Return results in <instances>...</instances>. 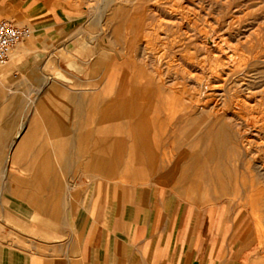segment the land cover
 <instances>
[{"label": "rangeland", "instance_id": "1", "mask_svg": "<svg viewBox=\"0 0 264 264\" xmlns=\"http://www.w3.org/2000/svg\"><path fill=\"white\" fill-rule=\"evenodd\" d=\"M24 1L0 0V20H12L18 25H28L33 29L35 25L29 19L30 15L25 14L21 9ZM40 1L52 6L53 9L67 10L75 16L76 20L72 29L63 33L62 37L56 41L53 52L50 48L40 52L44 61L49 57L53 58L60 68L57 70L54 68L53 70L56 71L51 73L53 75L48 70H45L43 74L37 71L34 76L27 75L29 81L19 74L16 78L19 94H46L49 89H53L52 86L57 89V91L52 90L53 94H64L65 89L69 91L67 86L75 80V77L78 79L85 77V66L81 64L80 60H72V56L66 55L63 50L60 51L59 49L63 45H66L72 52L87 50L85 54L88 56L100 54V47L105 51L109 50L111 57L108 67L95 79L98 83L95 84L94 89L86 91L87 94L108 96L109 93L103 90L105 80L117 63L123 66L121 80L125 84L129 80L143 84L147 75H150L155 82L158 81L162 84L166 91H175L180 94L185 104L188 102L194 104L193 109L189 111L190 115L188 114L184 119L176 122L178 115L169 113V108L159 109V112L151 110L152 117L164 116L168 122L165 126L166 129L157 125L156 129L149 132V135L158 138L159 136L169 137L181 132L183 134L180 138L183 141L179 142L180 147L173 148V144L170 143L163 146L152 143L154 159H149V157L144 159L152 162V164L150 163L152 168L164 167L163 170H166L172 163L179 165L181 169H186L191 176L193 175L191 179L194 181L201 180V176L206 173L212 176L209 180L211 199L203 200L204 197L208 198L205 192L204 195H199L201 201H195L185 193H178L174 183L164 182L156 173H149L146 180H133L123 176L124 173L120 169L117 172L118 177L100 176L92 182V179L90 180L85 175H101V173L95 170H83L80 172L84 175L81 188L87 194L84 205L89 204L96 187L138 185L154 188L158 197L166 201L171 200L172 204L178 206L184 201H188L195 209L210 207L212 212L216 208L219 215L225 216L228 221L239 223L238 232H235L231 238L229 256H232L239 246L244 232L252 223L247 207L260 238V242L258 239L255 240L254 248L250 254L254 255L260 249V254L264 259V204L261 205L257 201V192L263 190L264 193V132H262L264 130V0ZM11 5L15 10L11 8ZM29 37L24 42L31 40L33 36ZM17 47L18 45L14 49ZM37 55L41 57L37 51L21 55L16 59H35L38 57ZM105 55L108 56L107 52ZM11 64L12 61L8 62L5 66L0 67V70L6 69ZM78 64H80L79 68ZM48 77L56 78L60 83ZM49 83L52 88L49 87ZM115 87L114 84L112 93L118 94ZM130 89H135L134 85L130 84L125 94ZM83 101L86 113L84 133H86L87 126H91L87 120L93 117L94 108L97 106L100 108L97 115L99 120L106 116V113L103 112H107L108 108L102 106L105 100L101 97H84ZM121 114V119H126L127 115L124 112ZM145 116L147 115L143 112L142 117ZM130 117H133L132 114ZM186 119H191V121ZM222 120L229 123L228 128H231L232 138H238L236 141L239 150H241L239 156L233 153L234 142L229 139L221 145L222 154L211 158L214 161L209 159L208 162H204V158L200 156L198 161L195 159L196 161L190 162L193 160L191 156L195 154V150L207 148L209 141L211 138L213 139L212 133L215 132ZM174 123H179L178 126H181V129L172 130L171 126ZM94 125L92 124V126ZM76 126L77 124H70V127ZM117 134L126 136L127 131H115V136ZM245 136L248 139H245ZM197 137H200L201 140L199 147L194 148L191 144ZM120 140H115L117 142H114L116 145L113 147L114 150L120 148L127 150L128 147L124 143L129 139L125 137L123 138L125 141L120 142ZM243 140L246 143L249 140V145ZM253 141L256 142L253 143ZM89 142L93 143L92 140ZM119 143L124 144L125 147L119 146ZM243 145L247 148L249 146V148L247 149ZM177 149L185 150V156L180 157L179 152L176 153ZM83 150L85 154V148ZM166 154L165 163H162L160 158ZM123 159L124 156L116 159V169L118 166L122 167ZM144 159L136 163L129 161L128 165L140 166L141 169ZM99 165L100 163L97 166L99 167ZM128 165L126 169H129ZM86 166H88L86 163L82 164V168ZM225 180L228 183L229 190L227 189V192L222 187ZM178 182L179 180H177ZM178 186H180L179 183ZM182 187L189 190L186 185ZM0 197L3 198L5 207L9 211V215L2 216L0 214L1 242L37 253L47 252L50 249L56 251L58 244L67 246L69 243H75V240L78 241L79 235L75 234L66 223L55 228L45 229L41 232V240L35 239L34 232L39 230L38 227L29 224L28 221L17 219L14 215L16 210L26 209L27 206L19 200L13 189L9 188V184L4 178H0ZM195 198L197 199V197ZM77 215V221L84 222L87 211L81 209ZM78 230H80L79 227ZM18 234L23 235L29 244L19 242L16 238ZM31 241L35 244H37L36 242L40 243V245L37 244L39 247L34 248L30 245ZM237 264L246 263L238 260Z\"/></svg>", "mask_w": 264, "mask_h": 264}, {"label": "crops", "instance_id": "2", "mask_svg": "<svg viewBox=\"0 0 264 264\" xmlns=\"http://www.w3.org/2000/svg\"><path fill=\"white\" fill-rule=\"evenodd\" d=\"M11 8L15 10L12 5ZM21 9L30 15L35 27L28 45L18 44L13 50L17 53L10 60L12 64L0 70V178L7 180L9 188L27 206L16 210L14 215L38 227L39 230L34 232L35 239H40L45 229L65 223L79 235V239L67 246L58 244L56 251L50 249L37 253L0 241V264H237L238 260L260 264L264 261L263 255L259 254L260 249L256 254H250L255 240L260 242V238L247 207L252 223L229 256L231 238L238 232L239 223L228 221L219 215L216 208L212 212L210 207L195 209L188 201L178 206L171 200H162L154 188L138 185L96 187L89 204L84 205L87 194L81 188L84 175L80 172L83 170L101 173L85 175L92 182L100 176L118 177L120 169L123 176L133 180H146L149 173H156L164 182L174 183L178 193H185L195 201L201 200L196 199L193 192L178 186V172L162 170L164 167L152 168L149 160L143 162L141 169L140 166L134 169L128 165L130 160L125 155L122 167L114 170L111 151H115L113 147L116 145L113 136L104 140L107 154L102 157L106 161L99 170L98 162L91 154L99 145L97 115L100 108H94L93 117L87 120L91 126H87L84 133L86 113L83 99L101 97L105 100L103 106L111 99L127 98L125 93L131 84L130 80L126 84L122 82L123 66L117 63L121 70H117L115 83L118 94L107 97L87 94L86 91L94 89L98 83L95 79L108 67L109 50L100 47V54L88 56L85 54L87 50L72 52L63 45L60 51L72 56V60H80L85 66V77H75L67 86L69 91L65 89L64 94H19L16 80L19 74L29 81L27 75L34 76L37 71L43 74L45 70L51 74L60 68L53 58L44 61L40 52L47 48L53 52L56 41L72 29L76 20L67 10L53 9L40 0H25ZM37 51L41 57L16 59ZM105 83L104 87L108 84V77ZM24 122L26 128L19 133ZM70 124L77 126L70 127ZM127 142L124 144L129 148L130 142ZM124 144L120 146L125 147ZM84 147L89 149L87 154H84ZM83 163L88 166L82 168ZM127 165L131 171L126 169ZM205 195L208 198L204 197V201L211 199L209 190ZM81 209L87 211L84 222L77 221ZM0 214L9 215L2 197ZM16 238L29 244L21 234ZM31 242L34 248L40 245Z\"/></svg>", "mask_w": 264, "mask_h": 264}, {"label": "bare ground", "instance_id": "3", "mask_svg": "<svg viewBox=\"0 0 264 264\" xmlns=\"http://www.w3.org/2000/svg\"><path fill=\"white\" fill-rule=\"evenodd\" d=\"M100 25V24H99ZM33 35V29H32V34L30 35V37ZM29 37V38H30ZM26 40V39H25ZM24 40V41H25ZM21 43L22 45H28V41ZM19 43V44H20ZM32 46V45H31ZM34 48V47H33ZM195 52V51H194ZM17 52H12V56L11 59H14L15 55ZM146 56V55H145ZM10 59V60H11ZM131 64V63H130ZM131 66V65H130ZM161 66V65H160ZM79 68V65H78ZM118 71L119 70V66L114 65L113 66V70L111 72V74H109L108 76V84L105 85L104 87V91H106L109 95H112L114 93H112V91L114 90V84L117 76H118ZM166 77V76H165ZM49 78V77H48ZM52 78L55 82H59V80H57L56 78L50 77ZM133 78V77H132ZM49 80V79H48ZM106 81V80H105ZM142 81V80H141ZM60 83V82H59ZM106 84V83H105ZM131 84L134 85L135 89L133 90H129L127 93V98L125 99H119L118 98H114L113 100H109V103H104L105 105H103L104 108H108L107 112H103L106 113V116L104 118H101V120L98 119L97 116V121H98V131L97 133L99 134V145L98 147H95V152H92V158H95V160L98 162L97 165L100 163L99 168L101 169L102 166L104 165V162L106 161L102 156L103 154H107V148H105V144L106 141H104L105 139H107V136H113L115 138V140H120L123 141V138L127 137L129 139L130 142V146L128 148V152L123 150V149H118L115 151H111V155H114V158H111L113 161H117L116 159L119 157L121 158L122 156L127 155L128 158H130L129 160L131 162H139L142 159H144L145 157H149V159H154L153 157L155 156V153L153 151V149H151V144L154 143L156 145L160 144V145H167L168 143L173 144V148L175 147H180L179 142L183 141L181 140V132H177L174 135H171L169 137H162L159 136H151L149 135L150 130L152 129H156L157 125L160 128H165L166 129V124H167V119L164 116H158L159 118H155V116L152 117V113L151 110H155L156 112H159V107H161L162 109H168L170 110L169 113L174 115H178V117L176 118V122L177 120L179 121L180 119H184V117L186 115H188L189 111H191L194 107V104L192 102H188L187 104L184 103L183 101V97L180 96V94H177L175 91H166V88H163L164 86L162 84H160L158 81L155 82V80H153V78L150 75H147L146 77V81L142 83L137 82L135 80H131ZM57 86V85H56ZM163 86V87H162ZM166 86V85H165ZM53 89H49V91L46 94H53V91H57L55 86H52ZM51 87V88H52ZM45 90V89H44ZM61 90V87H60ZM63 90V89H62ZM69 94V93H67ZM244 94V93H243ZM94 95V94H93ZM117 95V94H116ZM113 96V95H112ZM111 96V97H112ZM125 96V97H126ZM193 97V96H192ZM210 97V96H209ZM208 97V98H209ZM191 98V97H190ZM145 101H143V100ZM192 99V98H191ZM240 100V99H239ZM143 101V102H142ZM246 101V100H245ZM240 102V101H238ZM247 102V101H246ZM258 102V101H257ZM256 102V103H257ZM161 103V104H160ZM250 103V102H248ZM251 104V103H250ZM245 105V104H244ZM242 106V105H241ZM122 110V111H120ZM173 111V112H172ZM121 112H124L125 115H127L126 119H121L120 115ZM143 112L146 113L147 116H145L144 118L142 117ZM218 112V111H217ZM99 113V110H98ZM132 114L133 117H130V115ZM156 114V113H155ZM234 114V113H233ZM190 115V114H189ZM224 117V116H223ZM227 117V116H226ZM235 117V116H234ZM236 118V117H235ZM264 118V117H263ZM230 119V118H229ZM189 120V122L191 121V119H186ZM212 120V119H211ZM210 121V120H209ZM183 122V121H182ZM208 122V121H207ZM262 122V121H261ZM233 123V122H232ZM179 123H174L172 124L171 128L172 130H180L181 126H178ZM264 124V123H263ZM124 125V126H123ZM229 123L227 121L222 120L220 122V125L215 129V132H213V139L211 138V140L209 141V145H207L206 149L204 150H199L196 151L195 150V154H193V156H191V159L193 158V160H190V162L193 161H198V157L202 156L203 161L206 162L207 160L209 161V159H211L214 156H217L219 154H222V148L221 145L225 144L224 142H226L227 140L231 139L233 140L232 142H234L233 144V153L237 156H239V147L237 144V139H234V137L232 138L231 134L232 132H230L231 128H228ZM103 126V127H102ZM246 127V126H245ZM26 128V123L24 122V124L21 125L20 127V132H23V130ZM260 128V127H259ZM264 128V127H263ZM121 130H126L127 134L126 136L124 135H119L117 134V136H115V131L120 132ZM190 130V129H189ZM188 130V131H189ZM243 130V129H242ZM257 130H261V129H257ZM26 131V130H25ZM24 131V132H25ZM262 131V130H261ZM191 132V130L189 131ZM264 132V130L262 131ZM261 132V133H262ZM188 133V132H187ZM125 134V133H124ZM254 134V133H253ZM258 135V134H257ZM256 135V136H257ZM262 135V134H261ZM188 136V135H187ZM241 136V135H240ZM252 136V135H251ZM260 137V136H259ZM185 138V137H184ZM245 139L246 136L244 137ZM209 139V138H208ZM244 139V140H245ZM103 140V141H102ZM114 142H117L115 141ZM188 140V139H187ZM200 137L194 139V141L192 142V146L194 148H196V146L199 145L200 143ZM243 140V141H244ZM255 140V139H254ZM261 140V139H260ZM263 140V139H262ZM241 141V139H240ZM246 141V140H245ZM244 141V142H245ZM207 142V141H205ZM231 142V143H232ZM239 142V141H238ZM249 140H247V145H249ZM251 142V141H250ZM256 141H253V143ZM262 142V141H261ZM264 142V141H263ZM252 143V144H253ZM20 144V143H18ZM104 144V145H103ZM120 144V143H119ZM241 144V143H240ZM122 145V144H120ZM119 145V146H120ZM140 147H137L139 146ZM150 146V147H149ZM228 146V145H227ZM244 146V145H243ZM184 147V146H183ZM199 147V146H198ZM241 147V146H240ZM246 147V146H244ZM18 148V147H17ZM15 147V149H17ZM20 148V147H19ZM85 148V153L89 152L87 147ZM83 148V149H84ZM226 148V147H225ZM228 148V147H227ZM247 148V147H246ZM249 148V146H248ZM247 148V149H248ZM242 149V148H241ZM19 150V149H18ZM226 150V149H225ZM190 151V150H189ZM224 151V150H223ZM243 151V150H242ZM19 151H17L18 153ZM170 152V151H169ZM179 152V156H185L184 154L186 153L185 150H180L177 149V152ZM226 152V151H225ZM244 152V151H243ZM11 153V152H10ZM224 153V152H223ZM262 153V152H261ZM229 154V152H228ZM241 154V153H240ZM11 155V154H10ZM13 155V154H12ZM89 155V154H88ZM227 156V153L225 154ZM245 155V154H244ZM249 155V153H248ZM167 154L163 157L160 158V160L162 161V163H165L164 158H166ZM224 156V155H223ZM225 156V157H226ZM247 156V155H246ZM162 157V155H161ZM259 157V156H258ZM262 157V155H261ZM70 158V157H69ZM228 158V157H227ZM196 159V160H195ZM120 161V159H118ZM145 160V159H144ZM201 160V159H200ZM212 160V159H211ZM224 160V159H222ZM242 160V159H241ZM259 160V159H258ZM93 161V160H92ZM207 161V162H208ZM214 161V160H212ZM219 161V160H218ZM234 161V160H233ZM261 161V160H260ZM263 161V160H262ZM115 162L113 165L114 170L116 169L115 166ZM205 164V163H204ZM169 165V164H168ZM197 165V164H196ZM235 165V163H234ZM259 165V164H258ZM257 165V166H258ZM135 166V165H134ZM133 166V167H134ZM163 166H165L163 164ZM204 166V165H203ZM256 166V167H257ZM235 167V166H234ZM261 167H263V165L261 164ZM132 168V167H130ZM137 167H134V169H136ZM199 168V167H198ZM210 168V167H209ZM264 168V167H263ZM197 169V168H196ZM227 169V168H226ZM117 170V169H116ZM130 170V169H129ZM132 170V169H131ZM130 170V171H131ZM163 170V169H162ZM166 170H171L174 172H178L181 173L179 175V184H180V188H182V186L186 185L187 188L189 189V192H193L194 196L199 198L200 194L203 193H207V191L209 190V186H210V177L207 173L203 176H201V180L198 181H194V179H191L192 176L188 173V171L186 169H181V167L178 165H172V169L171 166L166 168ZM206 170V169H205ZM210 170V169H208ZM203 171V169H202ZM228 171V170H227ZM161 172V171H160ZM204 172V171H203ZM261 172V171H259ZM262 173V172H261ZM229 174V173H228ZM211 175V174H210ZM221 176V174H220ZM176 177V176H175ZM200 178V176H198ZM198 178V179H199ZM228 178V177H227ZM214 181V180H213ZM226 181V180H225ZM224 181V182H225ZM219 184V183H218ZM230 184V183H229ZM220 185V184H219ZM221 187V186H220ZM223 190L226 191L228 189V183L227 181L222 184ZM222 190V189H221ZM229 190V189H228ZM227 192V191H226ZM225 192V193H226ZM229 192V191H228ZM257 201L259 204H264L263 202V190H260L257 192ZM255 217V216H254ZM263 223V221H262ZM263 250V249H262ZM260 254V253H259ZM262 264H264V261H260ZM260 263V264H261Z\"/></svg>", "mask_w": 264, "mask_h": 264}, {"label": "built area", "instance_id": "4", "mask_svg": "<svg viewBox=\"0 0 264 264\" xmlns=\"http://www.w3.org/2000/svg\"><path fill=\"white\" fill-rule=\"evenodd\" d=\"M32 34L28 25H18L12 20H0V67L11 59L13 49Z\"/></svg>", "mask_w": 264, "mask_h": 264}]
</instances>
